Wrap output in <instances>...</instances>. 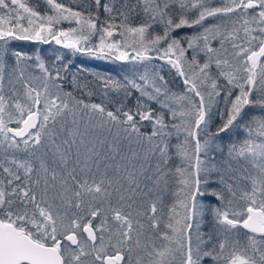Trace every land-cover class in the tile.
I'll use <instances>...</instances> for the list:
<instances>
[{"label":"snow or ice","instance_id":"obj_1","mask_svg":"<svg viewBox=\"0 0 264 264\" xmlns=\"http://www.w3.org/2000/svg\"><path fill=\"white\" fill-rule=\"evenodd\" d=\"M0 264H264V0H0Z\"/></svg>","mask_w":264,"mask_h":264},{"label":"trees","instance_id":"obj_2","mask_svg":"<svg viewBox=\"0 0 264 264\" xmlns=\"http://www.w3.org/2000/svg\"><path fill=\"white\" fill-rule=\"evenodd\" d=\"M77 2H79V0H77ZM64 26H67V24H65ZM181 31L182 32H190L191 30L190 29H183ZM25 43H30V44H33L36 46V43L23 41V42H17V47L22 48L24 51L30 50L31 46H26ZM50 56H52V55H50ZM79 56H80L79 54H77L76 57H72L71 55H68L66 58V59L70 60V65H71V68L73 71L76 68H80V67H83L84 69L91 70V71L116 70V68H115L116 62L104 61V64H99V62H98L99 59L97 61H91V60L84 58V56H86V55L82 56L83 59H80ZM72 60H73V62H71ZM73 63H75V65H73Z\"/></svg>","mask_w":264,"mask_h":264},{"label":"rangeland","instance_id":"obj_3","mask_svg":"<svg viewBox=\"0 0 264 264\" xmlns=\"http://www.w3.org/2000/svg\"><path fill=\"white\" fill-rule=\"evenodd\" d=\"M67 27V26H65ZM26 46H31L30 50L26 51V52H32L34 49L36 51H42L46 56L48 57H51L50 55H53V50L55 49H60V54L61 55H64L65 58H67L68 55H71L70 53H68V50H64V49H61L60 47H56L54 45H42V44H39V45H33V44H30V43H25ZM72 57H76L77 55H71ZM84 55H80L79 58L80 59H83ZM85 59H88V60H91V61H97L98 59H95V58H91V57H88V56H84ZM73 62V60L71 61ZM99 64H104V60H101L99 59L98 60ZM73 65H75V63H73ZM120 62H116V70H98V72H103V73H106V74H112V75H117L119 70H120ZM93 99H95V97H93Z\"/></svg>","mask_w":264,"mask_h":264}]
</instances>
